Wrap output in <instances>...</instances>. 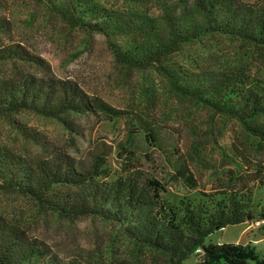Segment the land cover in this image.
Masks as SVG:
<instances>
[{"label":"trees","instance_id":"trees-1","mask_svg":"<svg viewBox=\"0 0 264 264\" xmlns=\"http://www.w3.org/2000/svg\"><path fill=\"white\" fill-rule=\"evenodd\" d=\"M39 1L68 25L103 35L114 59L122 66L155 70L177 96L235 119L264 143V125L256 120L264 114V80L244 67L224 65L223 49L212 43L215 36L236 40L263 56L264 5L243 8L237 5L239 0H193L202 23L192 25L185 21L187 13L172 6V2L180 0H116L144 9L140 15H129V23L118 20L117 9L108 10L93 0ZM6 2L0 0V117L8 119L44 155L20 154L0 144V190L20 195L42 211L69 221L90 217L116 225L136 248L163 255L164 264H186L196 251L200 254L194 264H264V252L250 243L205 242L215 230L245 222L248 216L264 221V208L256 214L251 210L250 191L199 192L194 198L182 196L172 204L161 195L166 186L163 178L143 169L135 149L119 145L116 158L121 157L123 174L105 180L102 177L107 175V157L113 147L97 140L87 148L86 157H74L51 147L38 131L15 118L27 112L58 119L72 140L83 138L84 133L68 118L71 114L109 121L131 120L132 128L142 131L144 139L158 151L171 148V177L188 189L198 187L177 147L166 145L144 114L111 107L76 81L49 72L43 76L26 70L7 74L6 64L41 66L44 61L18 43L5 42L12 40ZM159 8L165 9L163 33L154 30L148 15ZM136 16L140 20L134 22L132 18ZM203 60L208 62L206 68L189 62L198 64ZM259 183L264 186V179ZM0 264L93 263L61 257L46 242L0 213Z\"/></svg>","mask_w":264,"mask_h":264},{"label":"rangeland","instance_id":"rangeland-1","mask_svg":"<svg viewBox=\"0 0 264 264\" xmlns=\"http://www.w3.org/2000/svg\"><path fill=\"white\" fill-rule=\"evenodd\" d=\"M93 1L108 10L117 9L118 20L125 23H129V15H140L144 11L140 6H126L116 0ZM193 3V0H180L172 2V6L187 13V24H201L202 18ZM257 3L262 6L264 0H239L237 5L256 8ZM6 6L5 15L11 22L12 40L5 42L18 43L44 61L41 66L6 64L4 69L7 74L16 75L26 70L43 76L49 72L59 78L76 81L87 93L111 107L126 113L144 114L157 127L163 142L177 147L198 187L188 189L173 179L170 163L174 155L171 148L163 153L158 151L144 139L142 131L132 128L131 120L115 118L109 121L93 115L71 114L68 118L84 133L83 138L72 140L71 133L58 119L27 112L15 115L18 121L44 136L51 147L83 158L89 145L97 140L104 141L113 147V152L107 157L108 172L102 178L111 180L123 174L121 157L116 158V154L119 145L124 144L136 150L143 169L163 178L166 186L161 195L172 204H176L182 196L194 198L199 192L211 194L246 190L252 195V212L256 214L264 208V186L259 183L264 179V143L245 131L238 121L177 96L163 82V77L151 68L127 69L122 66L114 59L103 35L89 34L84 29L68 25L39 0H7ZM163 12L165 9L159 8L148 13L149 19H152L151 26L160 33H163ZM132 20L137 22L140 19L136 16ZM213 40V44L223 49L224 65L244 67L264 80V55L242 47L236 40L219 36L213 37ZM190 55L188 57H193ZM203 61L198 64L189 62L206 68L208 62ZM256 120L264 125V114ZM0 144L20 154L44 155L4 117H0ZM0 213L8 221L25 228L29 235L46 242L65 259L78 257L93 264H164L163 255L136 248L118 226L97 218L81 217L69 221L42 211L34 202L20 195L1 190ZM254 220L248 216L242 224L217 229L206 237L205 242L250 243L264 252V222L255 225ZM199 254L196 251L185 263H196Z\"/></svg>","mask_w":264,"mask_h":264},{"label":"built area","instance_id":"built-area-1","mask_svg":"<svg viewBox=\"0 0 264 264\" xmlns=\"http://www.w3.org/2000/svg\"><path fill=\"white\" fill-rule=\"evenodd\" d=\"M250 220H251V219H250ZM263 222H264V221H263L262 219H255L253 223H254L255 225H259L260 223H263Z\"/></svg>","mask_w":264,"mask_h":264},{"label":"crops","instance_id":"crops-1","mask_svg":"<svg viewBox=\"0 0 264 264\" xmlns=\"http://www.w3.org/2000/svg\"><path fill=\"white\" fill-rule=\"evenodd\" d=\"M242 223H244V222H242ZM242 223H240V224H242ZM256 246V248H257V245H255ZM259 251H261V249H259V248H257Z\"/></svg>","mask_w":264,"mask_h":264}]
</instances>
